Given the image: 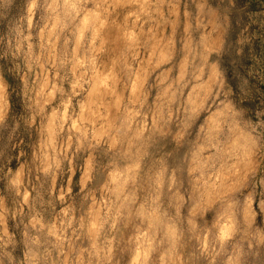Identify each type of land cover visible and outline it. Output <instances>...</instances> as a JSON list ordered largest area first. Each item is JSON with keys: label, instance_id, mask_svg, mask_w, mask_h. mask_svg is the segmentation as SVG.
I'll return each instance as SVG.
<instances>
[{"label": "clouds", "instance_id": "1", "mask_svg": "<svg viewBox=\"0 0 264 264\" xmlns=\"http://www.w3.org/2000/svg\"><path fill=\"white\" fill-rule=\"evenodd\" d=\"M0 264H264V0H0Z\"/></svg>", "mask_w": 264, "mask_h": 264}, {"label": "rangeland", "instance_id": "2", "mask_svg": "<svg viewBox=\"0 0 264 264\" xmlns=\"http://www.w3.org/2000/svg\"><path fill=\"white\" fill-rule=\"evenodd\" d=\"M165 64H167V61H165ZM162 66H163V65H162ZM181 71H183V69H182ZM177 74L179 75L180 72H178ZM168 75H170V73H168V72H162V73H161V78H162V79H163V78H166Z\"/></svg>", "mask_w": 264, "mask_h": 264}]
</instances>
